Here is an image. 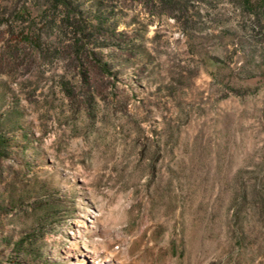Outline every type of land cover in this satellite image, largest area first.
Segmentation results:
<instances>
[{"label": "rangeland", "instance_id": "rangeland-1", "mask_svg": "<svg viewBox=\"0 0 264 264\" xmlns=\"http://www.w3.org/2000/svg\"><path fill=\"white\" fill-rule=\"evenodd\" d=\"M249 1L0 0V264H264Z\"/></svg>", "mask_w": 264, "mask_h": 264}, {"label": "trees", "instance_id": "trees-1", "mask_svg": "<svg viewBox=\"0 0 264 264\" xmlns=\"http://www.w3.org/2000/svg\"><path fill=\"white\" fill-rule=\"evenodd\" d=\"M248 4H250L251 5V2L248 0Z\"/></svg>", "mask_w": 264, "mask_h": 264}, {"label": "bare ground", "instance_id": "bare-ground-1", "mask_svg": "<svg viewBox=\"0 0 264 264\" xmlns=\"http://www.w3.org/2000/svg\"><path fill=\"white\" fill-rule=\"evenodd\" d=\"M90 222H92V221H90Z\"/></svg>", "mask_w": 264, "mask_h": 264}]
</instances>
